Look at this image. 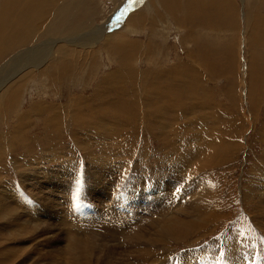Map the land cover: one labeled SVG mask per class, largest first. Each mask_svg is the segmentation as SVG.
<instances>
[{"label": "rangeland", "instance_id": "1", "mask_svg": "<svg viewBox=\"0 0 264 264\" xmlns=\"http://www.w3.org/2000/svg\"><path fill=\"white\" fill-rule=\"evenodd\" d=\"M215 1L41 0L36 8L32 5L28 19L40 17L34 29L19 39L0 34L5 40L0 69L28 45L51 42L53 56L39 71L29 67L0 87V208L5 200L18 203L15 209L22 218H0V264H71L73 257L59 249L65 218L95 239L84 264L112 261L114 255L106 249L119 243L118 233L98 231L93 220L77 221L83 209L78 205L90 207L92 218L104 207L113 208L130 215L134 224L129 204L119 201L135 193L134 211L143 217L141 225L149 226L150 218L161 222L163 210H176L182 203L179 196L173 202H154L160 183L206 185L208 194L195 206L199 214L213 215L185 238L166 244L159 240L156 254L169 252V259L181 264L177 257L194 250L199 257L211 243V250H218L213 264H233L237 256L244 264H264V27L258 28L264 21V0H217L218 6ZM178 12L194 30L177 26ZM233 15L238 41L232 59L228 30ZM100 25L98 35L84 36ZM64 49L67 55L58 58ZM23 76L27 81L19 85ZM87 169L96 182L85 180ZM136 169L146 176L151 169L158 172L143 192L147 178L135 175ZM49 170L52 176L45 175ZM184 175L188 179L182 181ZM87 185L94 186L92 192ZM183 195L191 199V192ZM19 228L33 232L10 235ZM150 235L157 238L155 230ZM227 237L228 248L223 242Z\"/></svg>", "mask_w": 264, "mask_h": 264}, {"label": "bare ground", "instance_id": "2", "mask_svg": "<svg viewBox=\"0 0 264 264\" xmlns=\"http://www.w3.org/2000/svg\"><path fill=\"white\" fill-rule=\"evenodd\" d=\"M38 1H41V0H2L0 1V7H2V9H0V31H2L0 34H2V37H5L6 38H9L10 36H14L15 34L18 35L17 39H19L20 36H22L23 34H27V31H28V28H32L34 29L36 26H37V23H38V19L40 18H37L34 22L32 20H28L30 15H31V9L35 7V5H39L38 4ZM161 1V0H160ZM169 1V0H168ZM219 1V0H218ZM228 0H220L221 4H228L227 3ZM248 1V0H247ZM164 2V1H163ZM172 2V1H171ZM208 2V1H207ZM217 2V0L215 1ZM165 3V2H164ZM18 5V7H16ZM199 4V2H197V5ZM209 4V3H208ZM218 2H217V6H218ZM34 7H33V6ZM36 5V6H37ZM166 5V4H165ZM194 5V4H193ZM201 5V3H200ZM199 5V6H200ZM220 5V4H219ZM56 6V5H55ZM164 6V5H163ZM167 6V5H166ZM171 7V6H170ZM189 7V6H188ZM193 7V6H192ZM36 8V7H35ZM169 8V7H167ZM208 8V7H207ZM191 9V8H190ZM218 9L220 10L221 8L218 7ZM168 10V9H167ZM169 10H172V9H169ZM175 10V9H174ZM173 10V11H174ZM188 10V9H187ZM222 10V9H221ZM196 12V10H193ZM200 11V10H199ZM205 11V10H204ZM220 12V11H218ZM192 13V12H190ZM134 14V13H133ZM137 14V13H136ZM134 16V15H133ZM192 16H196V15H193ZM198 16V15H197ZM224 16H225V13H224ZM248 17V16H247ZM188 18V17H187ZM250 18V17H249ZM43 19V17H42ZM131 19V18H130ZM190 19H191V15H190ZM207 19V18H206ZM228 19V18H227ZM225 19V20H227ZM189 20V18H188ZM131 21V20H130ZM135 21V20H134ZM133 21V22H134ZM193 20H191L192 22ZM211 21V19H210ZM252 21V20H250ZM259 21V20H258ZM128 22V20H127ZM208 22V20H207ZM42 23V22H41ZM256 24V23H255ZM39 27V26H38ZM37 27V29H38ZM136 27V26H135ZM264 27V21H260L258 23V28H263ZM101 28V25L100 27H97V30L96 29H90L89 31V34H85L84 31L83 33L85 34L84 36H90V35H93L95 33H97V31L99 32ZM137 28V27H136ZM36 29V31L33 33L32 36H34V34H37L38 33V30ZM129 29V28H128ZM81 30V29H80ZM88 30V29H86ZM135 30V29H134ZM258 30V29H257ZM101 31H103L101 29ZM25 32V33H24ZM82 32V31H81ZM86 32V31H85ZM20 34V35H19ZM40 35V34H39ZM70 35V34H69ZM98 35V33L96 34ZM38 36V34H37ZM35 37V36H34ZM40 37V36H39ZM74 37V36H73ZM32 38V37H31ZM68 38H70V36H68ZM72 38V36H71ZM11 39V38H10ZM16 39V40H17ZM33 39V38H32ZM31 39V40H32ZM83 39V38H82ZM87 39V38H85ZM94 40V38H92ZM1 40V39H0ZM59 40V39H58ZM64 40V39H63ZM73 40V39H72ZM108 40V39H107ZM2 41H4L5 43V40H1L0 42V49H1V46H2ZM7 41V40H6ZM13 41V40H12ZM11 41V42H12ZM15 41V40H14ZM23 43H24V40H23V37H22V40H21ZM44 41V40H43ZM71 41V39H70ZM8 42V41H7ZM11 42H9L11 44ZM21 42V43H22ZM32 42V41H31ZM59 42V41H58ZM77 42V41H76ZM107 42V41H106ZM14 43V42H12ZM17 43L18 40H17ZM36 43V42H35ZM85 43H88L87 41ZM108 43V42H107ZM111 43V41L109 42ZM31 44V43H29ZM54 44V42H53ZM56 44V43H55ZM54 44V46H55ZM71 44V43H70ZM19 45V44H18ZM80 45V44H79ZM119 45H121L122 47H124V43H119ZM9 46V45H7ZM11 46V45H10ZM51 42H42V43H38L36 45H28L27 49L25 50H22V51H18L19 53L14 55L12 57V59L10 61H6V63L3 64V66H1L2 68L0 69V77L2 79V81H0V87L2 88L3 86H5L8 82V79L10 80L11 78L13 77H17V75H19L20 72H22L23 70L29 68V67H36L35 69L39 71V68L40 66L42 65L43 62L47 61L49 58L51 59L53 56H52V53H51V50H50V47H51ZM130 46V45H129ZM129 46L127 48H129ZM137 46V45H136ZM29 47V48H28ZM3 50V48H2ZM60 51V50H59ZM67 51V50H66ZM15 52V51H14ZM58 53V52H57ZM71 53V52H70ZM59 54V53H58ZM64 54L65 56L67 55V52H65V49L64 50H61V53L58 55V58H63L64 57ZM1 57V56H0ZM57 58V57H56ZM220 67L221 65L218 64ZM226 65V63H225ZM225 68V67H224ZM190 69V68H188ZM219 69V68H218ZM222 70V69H221ZM228 70V69H227ZM36 72V71H35ZM253 72V71H251ZM34 73V72H33ZM223 74V73H221ZM26 75V74H25ZM27 77V76H26ZM26 77L23 76L21 79L20 82H18L19 85H24L25 82L27 81L26 80ZM14 79V78H13ZM10 82H8L9 84ZM27 86V85H26ZM146 91V90H145ZM148 93V92H147ZM146 93V94H147ZM145 94V95H146ZM148 95V94H147ZM159 104V103H158ZM154 105V104H153ZM156 105V104H155ZM43 106V105H42ZM54 106V105H53ZM158 107V106H156ZM41 108V107H40ZM154 108V107H153ZM157 110V109H156ZM161 110V109H160ZM155 111V110H154ZM167 111V110H166ZM153 112V110H152ZM156 112V111H155ZM160 112V111H158ZM157 112V113H158ZM73 113V112H72ZM148 113V112H147ZM154 113V112H153ZM161 113V112H160ZM96 114V113H95ZM141 114V113H140ZM162 114V113H161ZM57 115L58 112H57ZM148 115V114H147ZM150 115V114H149ZM156 115V113L154 114V116ZM134 116V115H133ZM138 116V115H137ZM158 116V115H157ZM129 117V116H128ZM135 117V116H134ZM145 116H143L144 118ZM150 117V116H149ZM159 117V116H158ZM157 118V117H156ZM74 119V118H73ZM158 119V118H157ZM136 120V119H135ZM149 120V119H148ZM75 121H79V120H75ZM160 121V120H159ZM162 121V120H161ZM150 122V121H149ZM156 122V121H155ZM154 122V124H155ZM111 124V123H110ZM123 124V123H122ZM153 124V123H152ZM160 124V123H158ZM157 125V124H155ZM162 125H165V124H162ZM159 126V125H158ZM113 127V126H112ZM163 127V126H162ZM116 128V127H115ZM170 130V129H169ZM127 131V129H126ZM130 131V130H128ZM127 131V132H128ZM173 131V130H171ZM154 132V131H153ZM95 133V132H94ZM97 133V132H96ZM103 134V133H101ZM155 134V133H154ZM104 135V134H103ZM102 135V136H103ZM106 135V134H105ZM125 136V135H124ZM100 137V136H99ZM163 138V137H162ZM78 139V138H77ZM212 146V145H211ZM221 146V145H220ZM96 147V146H95ZM212 148V147H211ZM227 148V147H226ZM225 148V149H226ZM109 149V148H108ZM203 150V149H202ZM216 150V149H215ZM206 151V150H205ZM217 151V150H216ZM220 151V150H219ZM183 152V151H182ZM197 152V151H196ZM141 153V152H140ZM175 153V152H174ZM202 153V152H201ZM205 153V152H204ZM200 154V153H199ZM198 154V155H199ZM207 155V154H206ZM197 156V155H196ZM180 157V156H179ZM195 157V156H194ZM185 158V157H184ZM176 159V158H175ZM181 159V158H180ZM188 159V158H187ZM183 160V159H181ZM186 160V159H184ZM179 161V160H178ZM184 162V161H183ZM181 163V162H180ZM180 163H177V164H180ZM199 163V162H198ZM182 164V163H181ZM181 166V165H180ZM187 166V165H186ZM98 168V167H97ZM30 169V167H29ZM34 169V168H33ZM96 169V168H95ZM139 169V168H138ZM197 169V168H196ZM152 170V169H151ZM150 170V174L149 176L145 175L146 173L144 171H141L140 170H137L136 169V173L135 175L137 176H146L147 180H145L142 188H141V192H143L148 186L150 187V180L151 178L154 179V177L156 176V171H151ZM173 170V169H172ZM35 171L37 173H39L37 170H34L33 172L35 173ZM92 171V170H91ZM99 171V170H97ZM87 174L85 175V180L87 182H90V181H95L91 178V175H90V170L87 169L86 170ZM142 172H144L143 174H141ZM179 172V171H178ZM180 172H181V169H180ZM183 172V171H182ZM182 172L180 174H182ZM31 173V172H30ZM34 173H32L31 175H34ZM92 173V172H91ZM99 173V172H98ZM45 175H48V176H52L53 175V172L52 170H49L48 172L45 173ZM134 175V176H135ZM164 175V174H163ZM69 174L68 173H63V177L64 178H68ZM164 176H167L166 173ZM185 177H180L183 180H187V176L184 175ZM191 176V175H190ZM101 177V176H100ZM103 177V176H102ZM159 177V176H158ZM163 177V176H162ZM161 177V178H162ZM168 178H170V175L167 176ZM36 178V177H35ZM91 178V179H90ZM159 178V179H161ZM27 179V178H26ZM30 179V178H29ZM69 179V178H68ZM95 179V178H94ZM104 179V178H103ZM142 179V178H140ZM166 180H169L165 177ZM163 178V181L165 180ZM105 180V179H104ZM190 180V179H189ZM102 181V180H100ZM160 181V180H159ZM181 181V182H182ZM96 182V181H95ZM99 182V180H98ZM141 182V180H140ZM158 182V181H157ZM138 183V182H136ZM153 183V182H152ZM151 183V184H152ZM167 183V181H166ZM101 184V183H100ZM192 184V183H191ZM102 185V184H101ZM107 185V183L105 184ZM141 185V184H140ZM190 185V184H189ZM188 185V186H189ZM33 186V185H32ZM88 186V185H87ZM103 188H105L106 186L102 185ZM138 186V185H137ZM159 188H158V194L157 195H154L152 198V200L154 202H159L160 204H162L163 202H173L174 199H175V196H179L182 200V203L181 205H175L177 207L176 210H173V208L171 210L166 209V210H163V213H162V221L161 222H158L156 220L152 221L151 218L150 220L148 221L150 223L149 226H144L141 225L142 221L144 220H140L141 218V215H139L138 211H134L135 207V202L138 200L137 197H135V193H134V196H128L127 198H121V200L119 201L121 204L123 202H126L127 204H129V210L133 211V214H132V217L133 219L135 220L136 223L134 224H131V222L129 221L130 219V215L127 216V215H124L125 211L123 212L124 214H120V213H116L113 210H111L110 207H104L103 210H101L98 215H97V218H92L94 216H90V212L88 211L90 209V207H88V210L85 209V207H82V205H78V207L80 208H83L79 211L78 216L79 219H77V221L81 220L82 223H89L90 220H93L95 222H98L99 223V227H98V231H102V232H106L108 230H110L111 232H113L115 234V232L118 233V238H119V243H117L115 241V243L112 244V248H108L106 249V252H108L110 255V253H112L111 255L113 256L114 255V259L112 261L108 260V258L104 261V264H174L172 259L170 260L169 258L171 257L170 253L166 251H163L162 250V253L161 254H156L157 252H154L155 249H154V246L157 245L158 241H163L165 242L164 244H166V241L167 240H179L181 237H184L186 235H188L189 233H191L192 231L200 228L198 224H202V223H205L207 222L208 220H211V216L213 214H208V215H203V214H199L198 213V208L195 206L196 202L201 205L200 202L203 201V199H205L206 195L208 194V188L207 186L203 185V187L199 186L198 184L195 185L194 187L192 188H189L187 185L185 186H178L177 184L176 185H173V187H168V184H165V183H160L158 184ZM94 186H88L86 190H88V192H92L91 189H94L93 188ZM140 187V186H139ZM191 187V186H190ZM138 188V187H137ZM70 189V188H69ZM72 189V188H71ZM108 189V186L106 187V190ZM206 190L207 193L204 195L203 191L202 190ZM147 190V189H146ZM149 190V189H148ZM71 191V190H70ZM77 192V190H72V192ZM156 191V190H155ZM199 191V193H194V192H197ZM188 192H191V199H187L183 194H186ZM109 193V192H107ZM106 193V194H107ZM156 193V192H155ZM67 194V193H66ZM69 194V193H68ZM100 194V193H99ZM103 194V192H102ZM7 194H5L4 196H6ZM94 195V194H93ZM14 195H12L13 197ZM143 196V195H142ZM8 197V195L6 196V198ZM10 197V196H9ZM8 197V198H9ZM73 197V196H72ZM109 197V196H108ZM113 197V196H112ZM120 197H123V195H121ZM135 197V198H134ZM4 198V197H3ZM67 198V197H66ZM69 198V197H68ZM3 200V199H2ZM75 200V199H74ZM6 201V200H5ZM3 201L2 202V208H0V218L1 217H8V216H11V220H14L15 219V216L17 217V219H22L20 216H19V213H18V210L15 209V206H19V204L17 203L15 206L14 204L15 203H12L13 205H11V203L8 201V202H5ZM14 202V200H13ZM75 202V201H74ZM74 204V203H73ZM77 204V203H75ZM119 204V203H118ZM140 204V203H139ZM157 204V203H156ZM138 205V204H137ZM191 205H192V208H191ZM128 206V205H127ZM141 206V205H140ZM139 206V207H140ZM164 206V204H163ZM162 206V207H163ZM87 207V206H86ZM118 207V206H117ZM124 207V206H122ZM121 207V208H122ZM167 207V206H166ZM79 208V209H80ZM125 208V207H124ZM190 208L192 210H190ZM32 209H33V206H32ZM126 209V208H125ZM116 210V209H115ZM128 210V209H127ZM128 210V211H129ZM149 210V209H148ZM173 210V211H172ZM34 211V210H33ZM118 211V210H117ZM130 211V212H131ZM21 212V211H20ZM74 212V211H73ZM78 212V211H77ZM76 212V213H77ZM120 212V211H119ZM196 212V213H195ZM28 213V212H27ZM35 214V212H34ZM38 215H41V214H38ZM69 215V214H68ZM183 215H186L187 217H189V219L187 220H184V219H181V218H172L173 216H183ZM30 216V214H29ZM32 216V215H31ZM63 217H66L65 216V212H64V215ZM63 217L61 219H63ZM69 217V216H68ZM77 217V218H78ZM36 218V216H35ZM159 218V217H158ZM3 219V218H2ZM10 219V218H9ZM8 219V220H9ZM67 222L65 223V230L64 232L63 231H60V234L59 235H62L64 236L63 238V242L64 244L62 246H60L61 248H59L61 250V253L66 255V254H69L67 256H72L73 257V260L71 262V264H84L87 259V257L89 256V253L90 251L93 249V242L95 239L93 237H88V235H85L84 233H82V230H80L79 228H77V224H74L76 222H73L71 221V219H67ZM132 219V218H131ZM34 220V219H33ZM207 220V221H206ZM7 221V220H6ZM24 221V220H23ZM76 221V220H75ZM140 221V222H138ZM5 222V221H3ZM62 222V221H61ZM8 223V222H6ZM5 224V223H4ZM19 224V223H17ZM63 224V223H62ZM74 224V227H71V225ZM143 224V223H142ZM8 225V224H7ZM11 225V224H10ZM23 225V223H22ZM41 225V224H40ZM43 225V224H42ZM14 226V225H13ZM67 226V227H66ZM84 226V225H83ZM151 226H154V228L152 230H155V232L157 233V238H154L152 237L151 234V231L149 230V227ZM6 227V225H5ZM12 227V226H11ZM20 227V226H19ZM22 227V226H21ZM44 227V226H43ZM61 227V226H60ZM80 227V226H79ZM9 228V227H8ZM16 228V227H15ZM22 229V228H21ZM19 228V230H16V231H11L10 232V235H26L25 234V231H28V232H33L32 230H29L26 228L25 229H22L21 230ZM31 229V228H30ZM37 228H35L36 230ZM40 229V228H39ZM61 229V228H60ZM43 230V228H42ZM59 230V229H58ZM86 231V230H85ZM143 231V232H141ZM208 231H206L207 233ZM45 233V232H44ZM40 234H43L40 232ZM154 234V233H152ZM35 235V234H34ZM120 235V237H119ZM36 236V235H35ZM43 236V235H42ZM83 236V238H82ZM14 237V236H13ZM1 238V237H0ZM36 238V237H35ZM60 238V237H59ZM93 238V239H92ZM185 238V237H184ZM34 240V238H32ZM125 239H128V241H126L128 244L125 243ZM27 241V240H26ZM42 241V240H41ZM114 241V240H112ZM230 241V242H229ZM228 241V237L224 240V244L225 246L228 248V245L229 243H231V239ZM62 242V241H60ZM162 242V243H163ZM213 242V241H212ZM229 242V243H228ZM161 243V244H162ZM236 243V242H235ZM94 244H95V241H94ZM99 245H100V242H99ZM104 246H108L109 244H102ZM101 245V246H102ZM163 245V244H162ZM208 246H206L204 249H202V253L199 257H196L198 256L199 252L197 253L198 250H194L192 252H189L190 254L189 255H180L182 256V258H184V260L181 258V257H177L178 260H182V263L183 264H213V263H217V261H214V257H215V254L218 252L217 251H214V250H211V249H214V245L213 246H210L211 243L207 244ZM215 245H218V244H215ZM239 245V244H238ZM242 245V244H241ZM107 246L105 248H107ZM111 246V244H110ZM109 246V247H110ZM230 246V245H229ZM100 247V246H99ZM157 247V246H156ZM226 247L224 250H226ZM234 247V246H233ZM244 247V245H243ZM58 249V247H56ZM160 248V247H159ZM210 250H209V249ZM240 249V245L238 247ZM102 249V247H101ZM191 249V248H190ZM160 250V249H159ZM201 250V249H200ZM248 250V249H247ZM257 250V249H256ZM42 251V250H40ZM236 251V250H235ZM241 251V250H240ZM101 252L103 253L104 252V249L103 251L101 250ZM187 252V251H186ZM212 252V253H211ZM229 252V251H228ZM228 252H227V256H228ZM247 252V251H246ZM254 252V251H252ZM34 253V252H33ZM100 253V254H102ZM114 253V254H113ZM126 253V255H125ZM211 253V254H210ZM235 254V252H233ZM244 254V252H242ZM37 254V253H36ZM91 254V253H90ZM182 254V253H181ZM210 254V255H209ZM247 254V253H246ZM98 255V254H97ZM106 255V254H105ZM106 255V256H108ZM110 255V256H111ZM195 255V257H194ZM207 255H209L208 257H206ZM218 255V254H217ZM262 255V254H260ZM52 256V254H51ZM91 256V255H90ZM99 256V255H98ZM97 256V257H98ZM126 256V258L124 257ZM190 259L188 263H185L184 261L187 260V258ZM193 256V257H192ZM226 256L227 260H230L228 259V257ZM44 257V256H43ZM48 257V256H47ZM109 257V256H108ZM49 258V257H48ZM52 258V257H51ZM90 258V257H89ZM162 258H167V259H163L161 261ZM174 258V257H172ZM210 258V259H209ZM109 259H111L109 257ZM233 259V258H232ZM238 259L242 260V258L240 256H237L236 257V260L233 259V264H244L245 262L243 261H237ZM252 259V257H251ZM90 260V259H89ZM108 260V261H107ZM115 260V261H114ZM159 260V261H158ZM262 260V259H261ZM42 261V260H41ZM66 261V260H65ZM71 261V260H70ZM177 261V260H175ZM194 261V262H193ZM232 261V260H231ZM43 262V261H42ZM96 262V261H95ZM158 262H161V263H158ZM198 262V263H197ZM70 263V262H69ZM97 263V262H96ZM181 263V264H182ZM220 263V262H219ZM48 264V263H47ZM66 264V263H65ZM176 264V263H175ZM231 264V263H230Z\"/></svg>", "mask_w": 264, "mask_h": 264}, {"label": "crops", "instance_id": "3", "mask_svg": "<svg viewBox=\"0 0 264 264\" xmlns=\"http://www.w3.org/2000/svg\"><path fill=\"white\" fill-rule=\"evenodd\" d=\"M183 10V9H182ZM234 17H233V20H232V28L230 29V30H228V33H229V36H231V37H229V41L231 42V45L233 44V46L230 48V52L232 53L231 55H232V59H233V55H234V51H235V53H236V47H237V41H238V39H237V36H238V22H237V20H238V18L237 17H235V15H233ZM181 17H183V15H181L179 12L177 13V20L175 21L176 22V24H177V26L178 25H180V26H184L185 24L186 25H190L188 22H187V20H185L186 19V17H184L183 19L181 18ZM191 26V25H190ZM187 27H184V29H183V31H186L185 29H186ZM188 30L189 29H192V30H194V27H188L187 28ZM196 29V28H195ZM264 38V37H263ZM263 50H264V46H263ZM263 53H264V51H262ZM231 58V57H230ZM233 62H235V60L233 61Z\"/></svg>", "mask_w": 264, "mask_h": 264}]
</instances>
